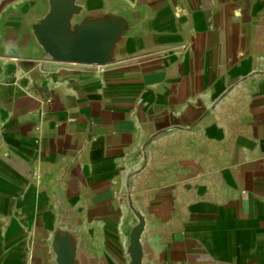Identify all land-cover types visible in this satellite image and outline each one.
I'll return each mask as SVG.
<instances>
[{
	"label": "crops",
	"instance_id": "0c3cea01",
	"mask_svg": "<svg viewBox=\"0 0 264 264\" xmlns=\"http://www.w3.org/2000/svg\"><path fill=\"white\" fill-rule=\"evenodd\" d=\"M68 5L54 58L39 28ZM264 264V0H0V264Z\"/></svg>",
	"mask_w": 264,
	"mask_h": 264
},
{
	"label": "water",
	"instance_id": "95a60500",
	"mask_svg": "<svg viewBox=\"0 0 264 264\" xmlns=\"http://www.w3.org/2000/svg\"><path fill=\"white\" fill-rule=\"evenodd\" d=\"M68 14V5L61 2L48 17H46L39 28L41 38L44 41L49 53L58 60L74 61L79 63L102 64L104 63L103 48L95 41L86 39L81 42L75 41L67 48L59 45L54 39L55 26L61 27L64 32V20ZM131 264H138V255L135 247V238L130 245Z\"/></svg>",
	"mask_w": 264,
	"mask_h": 264
}]
</instances>
